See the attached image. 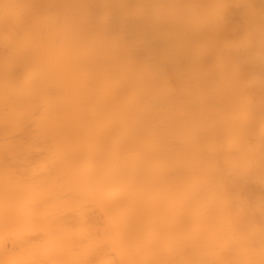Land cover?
<instances>
[{
	"label": "clouds",
	"instance_id": "9594fccd",
	"mask_svg": "<svg viewBox=\"0 0 264 264\" xmlns=\"http://www.w3.org/2000/svg\"><path fill=\"white\" fill-rule=\"evenodd\" d=\"M0 264H264V0H0Z\"/></svg>",
	"mask_w": 264,
	"mask_h": 264
}]
</instances>
